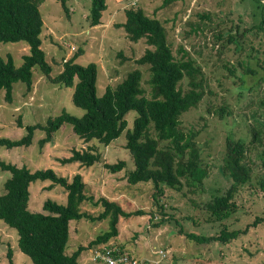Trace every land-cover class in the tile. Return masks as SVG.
Segmentation results:
<instances>
[{"label": "rangeland", "instance_id": "374dc122", "mask_svg": "<svg viewBox=\"0 0 264 264\" xmlns=\"http://www.w3.org/2000/svg\"><path fill=\"white\" fill-rule=\"evenodd\" d=\"M65 1L68 15L60 0H42L39 6L43 19L41 47L52 75L60 72L62 62L81 48L83 53L76 62L82 65L94 62L98 67V95L135 68L142 70V86L148 95V66L136 63L148 45L144 38L130 41L124 29L117 26L125 19V9L141 6L147 15L162 21L174 55H181L180 47L188 51L205 77V95L195 108L180 116V124L185 132L194 135L200 151V166L207 175L192 191H188L187 186L180 191L165 187L160 198L164 213L153 203L151 184L127 182V172L134 165L125 148L124 132L107 146H99L102 160L91 167L60 161L69 157L73 149L81 150L90 145L73 132L69 123L54 132L42 148L37 144L44 137L42 130H35L28 147L0 148V160L19 167L25 165L31 171L52 168L69 180L80 173L86 183V194L95 199L104 196L115 200L128 213L119 217L118 235L106 244L84 250L78 264H103L93 259L94 251L103 245L122 248L135 264H264V221L251 225L255 217L264 219V192L259 186L244 185L238 190L237 211L226 221L230 228L243 229L249 225L247 233L227 244H198L180 233V229L204 235L218 233L219 223L208 222L200 206L215 195L223 194L231 184L222 170L225 140L230 137L248 142L250 125L264 122V106L260 104L264 100V69L258 66L264 62V34L249 29L259 21L261 8L252 0H107L100 23L91 26L88 20L91 0ZM27 52L25 42H0V55L11 54L16 65ZM247 68L254 70L253 73L247 72ZM183 84L187 88L185 80ZM72 92L73 87L52 84L35 69L31 91L18 81L13 84L11 103L5 101L4 91L0 93V137L19 139L26 133V125L45 123L47 118L61 111L81 116L84 111L73 104ZM222 105L231 113L220 118L215 112ZM134 115L133 111L126 115L128 127ZM18 120L22 126L17 125ZM247 159L255 185L261 173L257 149H251ZM118 160L126 164L115 173L103 166V163ZM9 177L8 171L0 170V194L5 191L4 182ZM29 192L28 208L32 212L46 213L42 208L46 199L65 202L62 187L51 185L49 180L33 181ZM82 205V209L92 215L102 210L100 205ZM138 210L142 214H136ZM107 229V219L71 220L66 253L70 254L78 245H87ZM17 238L15 229L0 220V264H8V249L12 251L14 264H32L19 250Z\"/></svg>", "mask_w": 264, "mask_h": 264}, {"label": "trees", "instance_id": "16d2710c", "mask_svg": "<svg viewBox=\"0 0 264 264\" xmlns=\"http://www.w3.org/2000/svg\"><path fill=\"white\" fill-rule=\"evenodd\" d=\"M107 0H91L89 24L100 23L102 11ZM172 0H164L169 2ZM261 8L260 19L249 29L256 34H264V0H252ZM42 0H0V42H25L28 52L16 65L11 54L0 55V93L4 91L7 103L12 101V89L15 82L25 84L29 92L33 84V72L39 70L52 84L73 87L71 100L84 112L74 116L66 111L47 118L45 123L25 126L26 133L19 139L0 137V148L28 147L32 144L35 130H42L44 137L37 141L42 148L48 143L54 132L64 123L72 125L73 132L85 143L81 150L73 149L62 163L79 162L81 166L91 167L102 160L98 152L100 145L107 146L122 132L125 136V148L128 150L134 168L127 172L126 179L131 185L149 183L153 187V203L164 213L160 198L165 187L182 190L184 186L192 191L201 185L207 175L200 166V151L194 135L185 132L180 124V116L195 108L205 95V77L201 66L180 47V56L174 55L167 39L164 24L156 17L145 13L141 6L124 10L125 19L117 26L122 27L130 41L144 38L148 47L136 59L138 65H147L149 78L148 95L142 86V70H129L121 81L114 86L108 85L101 95L97 94L96 81L98 67L96 63L85 65L76 62L83 50L79 48L71 57L62 62V70L55 75L47 62L42 49V14L39 9ZM63 11L68 15L65 0H60ZM237 28V26H236ZM238 33V31H237ZM242 33H245L244 31ZM230 38V36H229ZM253 49V47L251 46ZM258 49V48H257ZM264 69V62L258 64ZM254 70L247 68V72ZM186 81L187 88L183 81ZM264 106V100L260 102ZM135 113L131 127H128L126 115ZM216 115L222 118L230 115L226 105L216 108ZM22 126L20 120L17 123ZM250 140L226 138L225 156L222 170L229 177L230 186L223 194L215 195L202 204L208 222H218L217 234L204 235L183 232L187 238L198 244L218 242L227 244L239 235L247 233L249 225L243 229L230 228L227 220L237 211L235 195L244 185L258 187L264 192V122H253L248 128ZM91 140H95L92 142ZM95 143V146H94ZM257 149L259 155L260 177L252 183V167L247 161L248 152ZM124 160L115 163H103L110 172L115 173L125 167ZM0 170L8 171L10 177L4 182V192L0 194V220L17 232V246L27 255L32 264H78L80 254L89 248L108 243L118 235V220L127 215L115 200L104 196L97 199L85 192L86 183L80 173L69 180L58 175L52 168L31 171L25 165L0 160ZM35 180H49L51 185H59L64 190L65 202L57 203L51 199L43 202L44 212H32L28 208L29 187ZM100 205L102 210L92 215L82 209V204ZM136 214H142L138 210ZM89 221L108 220V229L103 230L88 242L78 245L70 254L66 253L69 241L71 220ZM189 218V217H188ZM262 217H255L251 225L256 226ZM109 247H112L108 245ZM118 256L125 254L122 248L112 252ZM129 259L132 256L126 253ZM8 264H14L12 251H7Z\"/></svg>", "mask_w": 264, "mask_h": 264}, {"label": "built area", "instance_id": "2783aa9c", "mask_svg": "<svg viewBox=\"0 0 264 264\" xmlns=\"http://www.w3.org/2000/svg\"><path fill=\"white\" fill-rule=\"evenodd\" d=\"M114 250V247L103 245L94 251L93 259L103 264H135V261L129 259L126 253L118 256L113 255Z\"/></svg>", "mask_w": 264, "mask_h": 264}]
</instances>
